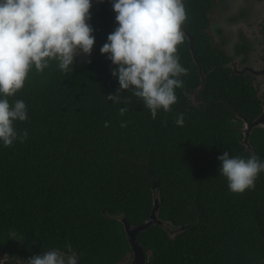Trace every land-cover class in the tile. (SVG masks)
<instances>
[{"label": "trees", "instance_id": "16d2710c", "mask_svg": "<svg viewBox=\"0 0 264 264\" xmlns=\"http://www.w3.org/2000/svg\"><path fill=\"white\" fill-rule=\"evenodd\" d=\"M217 2L185 0L178 55L188 75L178 103L155 120L127 91L125 102L107 100L119 89L116 66L99 51L118 26L110 0L90 10V57L68 75L55 62L30 72L10 98L28 108V121L15 126L27 140L0 146V246L14 264L68 244L81 264H129L121 218L140 224L156 198L163 223L137 236L145 264H264V173L254 190L233 194L218 172L224 152L264 161V129L248 135V151L237 114L254 120L261 108L249 82L223 67L224 47L208 31Z\"/></svg>", "mask_w": 264, "mask_h": 264}, {"label": "clouds", "instance_id": "9594fccd", "mask_svg": "<svg viewBox=\"0 0 264 264\" xmlns=\"http://www.w3.org/2000/svg\"><path fill=\"white\" fill-rule=\"evenodd\" d=\"M110 2L118 26L99 51L116 66L111 75L119 89L107 100L125 102L121 92L127 91L143 102L155 120L160 111L171 112L178 103L176 90L188 75L178 55L185 39V0ZM92 4L93 0H0V146L9 148L27 140L28 133H19L15 126L28 121V108L23 100L10 103V98L25 87L33 69L42 74L55 62L58 71L68 75L78 55L91 56L95 45L89 23ZM127 111L121 108V117ZM184 122L179 114L176 126L183 127ZM218 160L219 175L233 194L254 190L264 173V161L257 156L243 159L224 152ZM65 248L32 256L26 264H79L72 246Z\"/></svg>", "mask_w": 264, "mask_h": 264}, {"label": "flooded vegetation", "instance_id": "af4514ba", "mask_svg": "<svg viewBox=\"0 0 264 264\" xmlns=\"http://www.w3.org/2000/svg\"><path fill=\"white\" fill-rule=\"evenodd\" d=\"M229 1L218 0L215 7L216 15L219 10L228 9ZM234 1L242 5L235 14L236 17H230V21L227 20V23H224L222 28L219 27L215 35L212 33V36L215 41L221 42L228 58L223 67L230 71L231 76H239L249 82L259 108H261V113L254 120L237 114L236 119L243 124L244 122H256L264 114V0ZM249 13H251L250 21L248 20ZM238 29L239 35L236 32ZM230 31L235 33L236 42L234 44L231 37L227 39V34H224ZM228 47H232V53L229 52ZM227 64L230 66L225 67ZM196 101L199 102L197 99Z\"/></svg>", "mask_w": 264, "mask_h": 264}, {"label": "water", "instance_id": "95a60500", "mask_svg": "<svg viewBox=\"0 0 264 264\" xmlns=\"http://www.w3.org/2000/svg\"><path fill=\"white\" fill-rule=\"evenodd\" d=\"M183 31H184V34L187 35V31L184 27H183ZM189 38H190V44H191L190 50L193 52V45H192L193 40L191 37ZM194 59L197 62V59L195 56H194ZM229 66H230L229 64L225 65V67H229ZM244 125L245 126H243V128L241 129L244 135L243 144L246 146L248 151H252L251 146L248 143L247 137L248 135H250V133L253 131L254 128L264 129V114L256 122H244ZM156 187H157V183L155 182L153 191H155ZM159 208H160V202L158 198H156L154 199L153 209H152V213L150 214V216L146 220H144L143 222L135 226H132L126 218L124 217L121 218V223L123 224L124 231L128 238L130 249L132 251V260L130 261L129 264H145L147 262L148 256L143 250L142 246L139 244L137 236L140 232L147 230L152 225L154 224L161 225L163 223V221L157 215ZM184 230L185 228L181 229L180 231H184ZM175 233H177V231ZM2 250H3V247L0 246V252ZM79 264H81L80 261H79Z\"/></svg>", "mask_w": 264, "mask_h": 264}, {"label": "rangeland", "instance_id": "374dc122", "mask_svg": "<svg viewBox=\"0 0 264 264\" xmlns=\"http://www.w3.org/2000/svg\"><path fill=\"white\" fill-rule=\"evenodd\" d=\"M238 1V0H237ZM228 4V3H227ZM95 5V0H93V4H92V7H94ZM228 9L226 11H222V10H219L218 11V14L216 15V10L214 9L213 13L210 15V21H211V25L208 29V31L212 34H216V30L222 26H224L226 23H227V20L230 21V19L234 16L235 14L240 10V8L242 7V5H238L236 4V1L234 0H230L229 1V5H228ZM251 13H249V18L248 20L250 21V18H251ZM213 15V16H212ZM231 17V18H230ZM236 19V18H235ZM225 23V24H224ZM249 24V23H248ZM246 27V25H245ZM240 29V28H239ZM239 29L236 31L237 34L239 35L238 31ZM224 34L226 35L227 34V39L231 37L232 39V43L234 44L236 42V38H235V33L233 31H230V32H224ZM95 45H96V41H95ZM94 45V46H95ZM229 50L230 53H232V47H228L227 48ZM93 52V51H92ZM88 57L86 56H82V55H78L75 59V62L80 64L82 62H84ZM236 59V58H235ZM191 102L194 104V105H198L199 102L196 101L195 99V94H193L191 96ZM244 123L241 127V129L243 128ZM3 262L4 264H14V262H17V261H14L12 259V257L9 255V253L7 251H5L4 247H3V250L0 252V263ZM19 264V263H17Z\"/></svg>", "mask_w": 264, "mask_h": 264}, {"label": "built area", "instance_id": "2783aa9c", "mask_svg": "<svg viewBox=\"0 0 264 264\" xmlns=\"http://www.w3.org/2000/svg\"><path fill=\"white\" fill-rule=\"evenodd\" d=\"M1 264H4L3 262H1Z\"/></svg>", "mask_w": 264, "mask_h": 264}]
</instances>
